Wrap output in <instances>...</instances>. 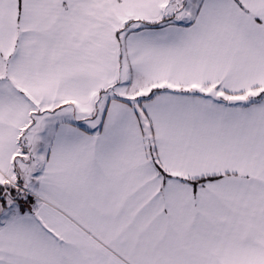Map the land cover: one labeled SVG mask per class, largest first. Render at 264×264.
<instances>
[{
  "label": "snow or ice",
  "instance_id": "6c2138e0",
  "mask_svg": "<svg viewBox=\"0 0 264 264\" xmlns=\"http://www.w3.org/2000/svg\"><path fill=\"white\" fill-rule=\"evenodd\" d=\"M0 264H264V0H0Z\"/></svg>",
  "mask_w": 264,
  "mask_h": 264
}]
</instances>
